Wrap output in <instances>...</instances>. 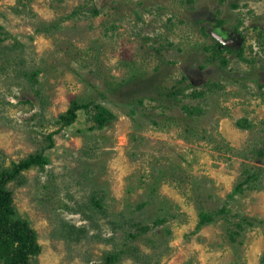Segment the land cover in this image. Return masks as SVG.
Listing matches in <instances>:
<instances>
[{
	"label": "rangeland",
	"instance_id": "1",
	"mask_svg": "<svg viewBox=\"0 0 264 264\" xmlns=\"http://www.w3.org/2000/svg\"><path fill=\"white\" fill-rule=\"evenodd\" d=\"M42 152L31 264H264V0H0V173Z\"/></svg>",
	"mask_w": 264,
	"mask_h": 264
},
{
	"label": "trees",
	"instance_id": "2",
	"mask_svg": "<svg viewBox=\"0 0 264 264\" xmlns=\"http://www.w3.org/2000/svg\"><path fill=\"white\" fill-rule=\"evenodd\" d=\"M77 101H74L69 109L60 115V121L63 125L73 123L78 116V110L81 109ZM87 107V106H85ZM100 108V106H97ZM103 123L106 116L99 118ZM51 145L53 142V133L49 135ZM46 162L43 152L31 155L25 160L14 163L13 166L0 173V240L1 244L0 264H31L30 256L40 250L37 242L35 230L23 219L13 218L15 210L13 207V198L6 185L17 178L20 172L31 165H41ZM204 220H207V214H203ZM118 258L117 253L105 255L104 260L98 264H113Z\"/></svg>",
	"mask_w": 264,
	"mask_h": 264
}]
</instances>
